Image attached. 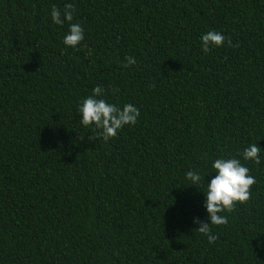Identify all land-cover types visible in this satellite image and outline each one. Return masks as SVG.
I'll return each mask as SVG.
<instances>
[{"label":"trees","instance_id":"1","mask_svg":"<svg viewBox=\"0 0 264 264\" xmlns=\"http://www.w3.org/2000/svg\"><path fill=\"white\" fill-rule=\"evenodd\" d=\"M97 85L140 110L107 143L77 111ZM219 158L256 183L210 244L194 218ZM0 264H264V0H0Z\"/></svg>","mask_w":264,"mask_h":264},{"label":"clouds","instance_id":"2","mask_svg":"<svg viewBox=\"0 0 264 264\" xmlns=\"http://www.w3.org/2000/svg\"><path fill=\"white\" fill-rule=\"evenodd\" d=\"M75 5L66 3L63 11L56 5L52 6L51 19L57 25L68 22L69 31L63 37V44L67 47L76 48L84 39V30L79 23H73ZM201 48L204 53H208L212 48L223 46L225 36L215 30H209L201 36ZM228 46L233 47L231 38L227 40ZM238 46V45H236ZM136 64L132 56H127L124 66L129 67ZM150 87H155L154 84ZM118 92L119 89H112ZM104 96V89L97 85L92 89V94L82 99L77 106V111L81 115L80 123L85 128H95L94 135L89 136V140L102 138L105 143L110 139H115L125 125H135L138 122L140 110L133 104H125L122 108L116 104L109 103ZM83 139V136H81ZM261 147L257 143H252L244 148L240 155L244 161L254 162L257 166L261 163ZM212 168L216 175L206 183V199L204 205L208 213V221L203 222L199 218H194V222L199 224L196 229L205 235L210 244L215 243L218 236L213 234L211 226L227 225L228 216L221 213H232L237 204H246L251 198V188L256 183L255 177L251 176L250 169L241 163L238 158H219L212 163ZM185 178L191 182L190 185H199L205 182V176L195 170L186 172Z\"/></svg>","mask_w":264,"mask_h":264}]
</instances>
